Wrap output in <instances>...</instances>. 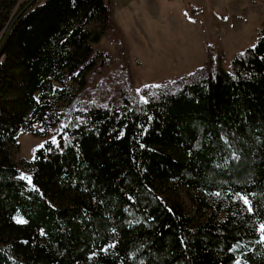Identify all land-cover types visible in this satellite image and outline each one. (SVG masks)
Returning <instances> with one entry per match:
<instances>
[{
    "label": "trees",
    "instance_id": "16d2710c",
    "mask_svg": "<svg viewBox=\"0 0 264 264\" xmlns=\"http://www.w3.org/2000/svg\"><path fill=\"white\" fill-rule=\"evenodd\" d=\"M37 1L0 46V264H264V26L228 71L207 46L112 108L92 93L129 56L111 0ZM20 7L0 0V39Z\"/></svg>",
    "mask_w": 264,
    "mask_h": 264
},
{
    "label": "rangeland",
    "instance_id": "374dc122",
    "mask_svg": "<svg viewBox=\"0 0 264 264\" xmlns=\"http://www.w3.org/2000/svg\"><path fill=\"white\" fill-rule=\"evenodd\" d=\"M27 0H19L23 4ZM112 17L119 27L128 59L117 76L94 78L97 86L92 90L102 106L115 107L124 93L122 84H129L135 102L144 100L148 86H155L187 75L207 62L206 47L212 57L219 56V66L228 71L231 60L245 49L255 45L257 33L264 26V0H111ZM114 6V7H113ZM193 9V12L191 11ZM18 10V9H17ZM197 10V12H196ZM16 13V9H15ZM14 15V14H13ZM109 52L111 43H102ZM59 127L47 136L35 137L21 132L16 147L6 151L13 161H29L34 149L53 137ZM23 176L27 174L23 172ZM179 196L188 206L186 192ZM209 201V200H208ZM208 201L197 210V219L208 213Z\"/></svg>",
    "mask_w": 264,
    "mask_h": 264
},
{
    "label": "water",
    "instance_id": "95a60500",
    "mask_svg": "<svg viewBox=\"0 0 264 264\" xmlns=\"http://www.w3.org/2000/svg\"><path fill=\"white\" fill-rule=\"evenodd\" d=\"M37 0H27L25 1L21 7L16 11V13L13 15V17L11 18V20L9 21V23L7 24V26L5 27L2 35H1V39H0V46L2 45L5 37L8 34L9 29L12 27V25L15 23V21L22 15L24 14L28 9H30Z\"/></svg>",
    "mask_w": 264,
    "mask_h": 264
},
{
    "label": "snow or ice",
    "instance_id": "6c2138e0",
    "mask_svg": "<svg viewBox=\"0 0 264 264\" xmlns=\"http://www.w3.org/2000/svg\"><path fill=\"white\" fill-rule=\"evenodd\" d=\"M53 143H56V141L55 140H53ZM20 179H27V181H28V183L29 184H31V177H24L23 175L20 177ZM241 199L244 201V204L245 205H248L249 204V201L246 199V198H244V197H241ZM248 212L249 213H251L252 212V208L249 206L248 207ZM17 223H24L25 221H23L22 219H17V221H16ZM259 231H260V233H261V235H260V243H262V244H264V224H261L260 225V228H259ZM237 264H240V262L239 261H237Z\"/></svg>",
    "mask_w": 264,
    "mask_h": 264
},
{
    "label": "bare ground",
    "instance_id": "6f19581e",
    "mask_svg": "<svg viewBox=\"0 0 264 264\" xmlns=\"http://www.w3.org/2000/svg\"><path fill=\"white\" fill-rule=\"evenodd\" d=\"M38 2V1H37Z\"/></svg>",
    "mask_w": 264,
    "mask_h": 264
},
{
    "label": "crops",
    "instance_id": "0c3cea01",
    "mask_svg": "<svg viewBox=\"0 0 264 264\" xmlns=\"http://www.w3.org/2000/svg\"><path fill=\"white\" fill-rule=\"evenodd\" d=\"M114 7V6H113Z\"/></svg>",
    "mask_w": 264,
    "mask_h": 264
}]
</instances>
